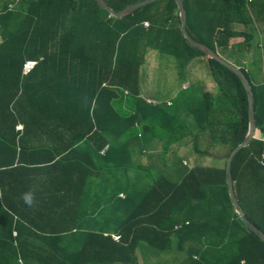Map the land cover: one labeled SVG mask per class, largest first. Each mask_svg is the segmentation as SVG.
Masks as SVG:
<instances>
[{"label": "trees", "instance_id": "obj_1", "mask_svg": "<svg viewBox=\"0 0 264 264\" xmlns=\"http://www.w3.org/2000/svg\"><path fill=\"white\" fill-rule=\"evenodd\" d=\"M137 1L106 0L115 10ZM184 2L188 30L198 41L222 53L231 46L244 55L256 56L263 50L259 31L264 30V0ZM171 25L175 36L168 33L165 41L163 33ZM0 37L1 264H14L17 253L26 255L28 264H43L47 256L60 264H78L79 257L87 255L86 264H148L156 249L162 264V252L188 264H241L243 260L264 264V242L236 212L225 170L230 152L249 127L247 91L234 71L186 39L176 0H156L122 17L110 15L96 0H0ZM78 38L90 41L96 51L91 47L89 52L85 42L75 48ZM135 39L140 42L134 43ZM144 39L151 45L143 47L148 44H142ZM52 40H59L57 56L45 53ZM64 50L67 55L62 59L87 69L91 56L98 69V75L93 72L87 77V70L79 75L72 102V106L88 102L89 108L93 97L82 102L80 92L85 94L89 86L97 93L92 113L83 112L92 123L85 127L92 134L84 140L92 150L80 152L75 144L39 145L32 137L38 134L39 140L49 127L33 125L32 131L27 125L26 114L31 111L24 108L44 107L41 112H50L45 106L50 101L58 106L59 97L58 92L45 91L48 81L42 77L25 85L21 65L42 54L44 59H59ZM149 52L151 58L174 54L178 62L170 71H175L173 77L162 83L169 86L168 94L160 88L157 94H141L146 88L140 83L141 62ZM196 58L202 64L191 63L188 69ZM206 66L215 84L212 91H205L199 79ZM9 73L12 80L8 81ZM106 79L107 85H102ZM187 80L190 85L184 87ZM250 82L257 137L235 156L232 175L236 179L244 165L262 177L253 175L244 188L253 193L240 190L238 198L248 219L264 232V165L260 163L264 109L259 93L264 84L258 89ZM148 97L157 102H149ZM17 116L26 122L21 132L15 130ZM143 153L148 158L140 157ZM207 159L211 164H206ZM100 188L111 190L109 200ZM64 192L78 200L60 199ZM29 193L31 206L24 199ZM95 197L108 210L112 223L108 231L120 234L119 243L104 237V231L82 226L81 222L88 227L95 224L94 228L108 223L105 210L90 209ZM76 204L90 210L76 213ZM21 211L28 216L22 227V219L15 220ZM140 250L144 258L138 256Z\"/></svg>", "mask_w": 264, "mask_h": 264}, {"label": "crops", "instance_id": "obj_2", "mask_svg": "<svg viewBox=\"0 0 264 264\" xmlns=\"http://www.w3.org/2000/svg\"><path fill=\"white\" fill-rule=\"evenodd\" d=\"M213 5H209V7L211 8ZM254 5H256V7H258V2H255ZM162 12L164 13V10L160 9V13H162ZM219 12H220V10H219ZM161 19L162 20L164 19L163 15L161 16ZM224 20L225 19L223 18V19L218 20V22L220 23V22H223ZM172 31H173V25L169 26V29H166L164 31L163 37H164L165 41L167 39L168 33H171V37L175 36L172 34ZM262 35L264 36V33H262ZM138 39H140V38H138ZM138 39H135L134 43L140 42ZM88 45L91 46L90 41H88ZM225 52H228V53H222V52L221 53L226 58L228 56L231 59V61H233V63H235L236 65H239V66L245 68V70L247 71L248 76H249L250 80L252 81V83L254 85H256L258 87V89H260L261 88L260 86L264 84V47H263V50L261 52H259L256 56H254V53H249L248 55L241 54V52H239V50H237L233 46H231V48L227 47L225 49ZM151 54L152 53L149 52L147 54L145 60L142 59L143 60L141 62L142 68L144 66H149L148 65L149 60H147V57H151L152 56ZM172 56H174V54H172ZM151 59L153 61L152 65H154L156 60L153 57ZM147 61H148V63H147ZM191 63H193V64L197 63L199 66L202 64V60L200 58H196L194 60H191L188 64V69L190 68ZM70 64H71V62L68 59H57V60L48 59V61L46 63L38 64L37 67L34 69V71L31 74L27 75L26 77L31 76V75L32 76L35 75V76L44 78V75L46 73L52 72L53 74H59L61 69L63 70V73L66 74L67 66ZM73 64H74V66H77V68L76 69L74 68V70L77 72L78 75H80L85 70L88 71L87 77L91 76L93 74V72L98 75V69H95L92 66H90V67H88V69H86V68H82L78 64H75V63H73ZM106 64H107V62L103 61V65H106ZM174 64H176V63H174ZM142 68L140 69V71L142 70ZM10 74L11 73H9V75L7 74L8 81L12 78V77H10L11 76ZM209 75H210V70L206 66L205 70L200 72L199 79L203 83V81L205 79H208ZM140 77H141V74H140ZM143 80L144 79L142 78V81ZM210 80L212 81V79H210ZM24 82H25V85H27V83H30V82L33 83L34 80L30 81V79L26 78L24 80ZM187 83H188V80L185 82V84H187ZM185 84H184V87H185ZM203 84L205 86V91L207 90L208 85H209V87L212 85V83H210V82H208L207 84L206 83H203ZM44 87L50 88L51 84H48L47 86H44ZM77 87L79 89L78 85H77ZM87 89L88 90L85 94H84V92L79 91L80 92L79 96H80L82 102H83L84 98L87 99L88 97H92V95L94 93L92 88H90L89 86ZM144 90H145V92L143 90H141L142 91L141 93L146 94V92H147V94H148L147 88H144ZM259 93H260V106L264 109V99H263L264 91L259 92ZM87 104H88V102H86V105L82 104V105H73V106H61V107H59V109H53L52 107L45 106V110L46 111L49 110L50 112H44V113L41 112L42 110H44V107L41 110L39 108H34V107L33 108H24L25 111L26 110L31 111L30 112L31 114L26 111L27 112L26 117H27L28 122H29V124H27V125L30 127L31 130H33L32 129L33 125H35L38 128L39 127H48V125H49V128H52V129L50 130L49 134H46V140L48 143H52V144H54L56 146H60V147L75 144L74 139L80 133H86L85 127H87L88 123L90 122L88 120V118L83 115L84 108H85V111L88 110ZM74 109H75L76 114L72 118H68L67 115L71 111H73ZM19 115H21V113H19ZM186 115H188V114H186ZM13 118L16 119V114L14 115ZM17 121H18L17 123H23V122H25V119L23 117L20 118L19 116H17ZM90 124H92V123L90 122ZM93 126H94V124H93ZM52 130H53V132H52ZM62 130H63V132H62ZM57 133L59 134V136L56 137ZM55 137H56V139H55ZM85 138H83V139H85ZM60 141H61V143H59ZM76 147H78V150L80 152H83V150H88V149L92 150L93 149L91 144H88L84 141L77 142ZM79 176H80V174H79ZM10 178L13 179V177H10ZM101 190L107 194L105 196V198L108 199L110 197L109 195L111 193V190H108V189H106V190L101 189ZM247 193L251 194L253 192H247ZM17 194L19 195V192H17ZM261 196H262V199H264V192L263 193L261 192ZM101 198H103V197H101ZM98 200L99 199L96 198L93 202H91L92 206H93L92 208L95 207L96 202H98ZM107 206H109V205H107ZM97 209H98V212H103L105 210L106 220H108V223L111 222V216H110V214H109V212L105 206L100 205V207H98ZM122 212H124V210H122ZM125 212H127V210ZM108 223H107V225H103V226L97 225L96 226L97 228H94L93 226L95 224H93V225L90 224L92 227H88V226H85L83 224V222H81L82 226H84L87 229L90 228V229H93L95 231L99 230V231H104V232H105V230L103 228H108ZM138 256H140L141 258H144V253L140 250V251H138ZM159 258H160V256H159ZM177 260H178V264H188L185 262L186 260H182V259H177ZM161 264H162V262H161Z\"/></svg>", "mask_w": 264, "mask_h": 264}, {"label": "clouds", "instance_id": "obj_3", "mask_svg": "<svg viewBox=\"0 0 264 264\" xmlns=\"http://www.w3.org/2000/svg\"><path fill=\"white\" fill-rule=\"evenodd\" d=\"M140 1V0H139ZM176 2H177V0H176ZM135 3V2H134ZM185 3V2H184ZM130 5V4H129ZM145 5H147V4H145ZM178 5V4H177ZM128 6V5H127ZM143 6V5H142ZM141 7V6H140ZM139 8V7H138ZM187 13V12H186ZM178 15H179V9H178ZM179 19H180V17H179ZM187 22H188V20H187ZM188 28V27H187ZM180 29H181V20H180ZM189 31V30H188ZM182 32V31H181ZM190 33V32H189ZM107 35V33H105L104 34V36H106ZM58 41L59 40H52V41H49L48 42V45H47V48H46V54L48 55V56H57V46H58ZM82 42H85V47L86 48H88V50H89V52H91V47L92 48H94V50H93V52H95L96 51V46L94 47V46H89L88 45V42L87 41H85V40H82V39H80V38H78V39H76V43H75V48L76 47H79L80 46V44L82 43ZM215 50V49H214ZM219 52V51H218ZM221 55H223L221 52H219ZM65 55H67L66 54V51L64 50L63 51V54H62V56H60L59 57V59H62ZM168 55H172V54H168ZM224 56V55H223ZM225 57V56H224ZM226 58V57H225ZM48 59H55V57H52V58H45L44 59V56H43V54L41 55V56H39L37 59H33V58H28V59H25L24 60V62L22 63V65H21V70H20V75H21V78L23 79L24 78V80H25V77L27 76V75H29V74H31L33 71H34V69L37 67V65H38V62L40 61V62H42L43 60L45 61V62H47L48 61ZM227 59V58H226ZM55 60H57V59H55ZM68 60H71V59H68ZM228 60V59H227ZM27 61H35V64L34 65H32V67H30L28 70H26L25 69V63L27 62ZM228 61H230V60H228ZM231 63H233L232 61H230ZM72 67H71V70H70V72H69V79H68V81L66 82V83H64V84H62V85H59V87H57V86H52V87H50V88H44L45 89V91H47L50 95H54V93L55 92H58V97H59V105L58 106H55V105H53V103L50 101V106L49 107H52L53 109H59V107H61V106H72V102H73V98H74V94H75V91H76V87H77V83H79V75L77 74V72L74 70V68L76 69L77 68V66H74V64L73 63H75L76 64V61H74V60H72ZM233 64H235V63H233ZM236 65V64H235ZM90 66H92V67H94V65H93V60H92V57L90 56L89 57V60H88V62H87V69H88V67H90ZM236 66H238V67H240L241 69H242V71H243V67H241V66H239V65H236ZM82 67V66H81ZM82 68H84V67H82ZM95 68V67H94ZM141 68H142V66H141ZM140 68V69H141ZM244 72V71H243ZM212 72L210 71V74H211ZM245 73V72H244ZM14 74V73H13ZM112 74V73H111ZM140 74H141V71H140ZM247 76V75H246ZM142 78L144 79V76H141L140 77V82H142ZM247 78H248V76H247ZM211 78H208V79H205L204 81H203V83H208V82H210V83H212V85L210 86V87H208L207 86V90L208 91H212V89H213V87H214V82L213 81H211L210 80ZM107 80L108 79H106V81H103V83H102V85H107ZM248 80H249V78H248ZM146 81V80H145ZM249 82H250V80H249ZM243 83V82H242ZM251 83V82H250ZM48 85V84H47ZM46 85V86H47ZM190 85V82H188L187 84H185V87H188ZM244 85V84H243ZM252 85V84H251ZM253 88V87H252ZM254 91V90H253ZM96 92H94L93 93V95H92V97H93V99H92V102H91V106L88 108V110L87 111H85V108H84V110H83V112H89L90 114L92 113V109H91V107H92V105H93V103H94V99H95V96H96ZM142 94V93H141ZM142 96L144 97V95L142 94ZM147 100L149 101V102H151V103H153V104H155L156 102H157V100L155 99V98H153V97H148L147 98ZM169 104H171V102L169 101ZM248 111H249V109H248ZM76 114V112H75V109L73 110V111H71L68 115H67V117L68 118H72L74 115ZM48 127H49V125H48ZM22 129H23V123H16V127H15V130L16 131H19V132H21L22 131ZM52 128H47V130H46V133H42V135H41V137H40V139L38 140L37 139V137H38V134H37V136L36 135H34L32 138H34V139H36V143L37 144H39V145H51V147H55L56 145H54V144H52V143H48L47 142V140H46V134H49V132H50V130H51ZM248 129H249V127H248ZM33 131V130H32ZM52 132H53V130H52ZM62 132H63V130H62ZM247 132H248V130H247ZM256 132H257V128L255 129V133H254V135H253V138L256 136ZM90 134H92V131H87L86 133H80L77 137H81L82 139L83 138H85V139H83V140H81L80 142H82V141H84V140H87V136L88 135H90ZM246 135H247V133H246ZM57 136H59V134L57 133V135H56V137ZM139 136H141V134L139 133ZM56 137H55V139H56ZM246 137V136H245ZM257 137V136H256ZM252 138V139H253ZM54 139V140H55ZM245 139V138H244ZM243 139V140H244ZM252 139H251V141H252ZM53 140V141H54ZM242 140V141H243ZM242 141L240 142V143H242ZM251 141L249 142V144L251 143ZM59 143H61V141L59 142ZM239 143V144H240ZM238 144V145H239ZM248 144V145H249ZM72 145H74V144H72ZM237 145V146H238ZM247 145V146H248ZM75 146H76V143H75ZM236 146V147H237ZM247 146H245V147H247ZM109 148V144H107L105 147H104V149H102V155L103 154H105V152H106V150ZM242 148H244V147H242ZM241 148V149H242ZM235 149V148H234ZM233 149V150H234ZM240 149V150H241ZM183 150L184 151H186V149L185 148H183ZM232 150V151H233ZM239 150V151H240ZM232 151L230 152V154H229V156H228V158H227V162H226V166H225V170H226V167H227V163H228V159H229V157H230V155H231V153H232ZM238 151V152H239ZM237 152V153H238ZM237 153H236V155H237ZM138 154H140V153H138ZM235 155V156H236ZM143 156H145V157H147L148 158V156H147V154L146 153H143V154H141V156L140 157H143ZM139 157V158H140ZM138 158V159H139ZM235 158V157H234ZM137 159V160H138ZM233 161H234V159H233ZM233 161H232V164H233ZM246 162H247V160H245ZM184 163H187V160L186 159H184ZM248 163V162H247ZM260 163H261V165H264V151H263V153L261 154V156H260ZM249 165V164H248ZM231 172H232V165H231ZM31 176H32V174H30ZM253 175H255V176H257L258 178H262L258 173L257 174H254L253 172H252V170L249 168V169H247L244 165H242V167H241V169H240V171H239V173H238V176L236 177V179H234L233 178V175H232V178H233V185H234V190H235V193H236V196H237V198H238V196H239V193H240V190H241V193H243V194H246L247 192H249V191H247L246 189H244L247 185V183H248V180L253 176ZM33 177V176H32ZM227 178V177H226ZM256 183H258V182H255L254 184H256ZM228 184V183H227ZM256 187H258V185H256V186H254V189H256ZM228 190H229V187H228ZM229 194H230V192H229ZM121 195H122V197L124 198L125 197V194L124 193H121ZM59 198L60 199H64V200H66L68 203H74V201L75 200H78L77 199V196L76 195H74V194H72V193H70V195H69V193H66V192H64L63 194H59ZM97 197H95L93 200H92V202L96 199ZM230 198H231V196H230ZM24 199H25V202L27 203V204H29V206H31L32 204H33V197H32V195L29 193V194H26L25 195V197H24ZM232 200V199H231ZM238 200H239V198H238ZM61 201H63V200H61ZM233 202V201H232ZM239 202H240V200H239ZM241 203V202H240ZM234 204V203H233ZM100 205H103L99 200H98V202H96V205H95V207L94 208H98V207H100ZM242 205V204H241ZM104 206V205H103ZM235 206V205H234ZM243 207V206H242ZM92 208V203H91V207H90V209ZM244 208V207H243ZM74 209H75V212L76 213H78L79 211H85L86 212V210H88V209H86V207H84V204H76L75 205V207H74ZM89 209V210H90ZM70 210H72L71 208H69V211ZM88 210V211H89ZM236 210V209H235ZM245 210V209H244ZM69 211H67L66 213H68ZM87 211V212H88ZM246 212V211H245ZM247 216V215H246ZM15 220H17L18 221V219L17 218H15ZM16 221V222H17ZM257 227V226H256ZM258 228V227H257ZM109 230V229H108ZM256 234V233H255ZM13 235L14 236H16V233L14 232L13 233ZM104 237H106V238H112L113 239V241H115V242H117V243H119L120 242V240H121V236H120V234H117V233H110L109 231H105L104 232ZM100 244H104L102 241L100 242ZM41 256V255H40ZM44 258V257H43ZM88 259H89V257H88V255L86 256V258L85 259H82V258H80L79 257V259H78V261H80L78 264H86V261H88ZM33 260V259H32ZM18 261V260H17ZM242 262H244V264H246V262L243 260ZM242 262H241V264H242ZM52 263H57V264H60L59 263V261L58 260H56L54 257H52V256H50V258H48V264H52ZM31 264V263H30Z\"/></svg>", "mask_w": 264, "mask_h": 264}, {"label": "water", "instance_id": "obj_4", "mask_svg": "<svg viewBox=\"0 0 264 264\" xmlns=\"http://www.w3.org/2000/svg\"><path fill=\"white\" fill-rule=\"evenodd\" d=\"M96 1H97L98 5L100 7H102L103 9H105L110 15H112L114 17H122L124 15L131 13L132 11L137 9L138 7L145 5V4H149V3L156 1V0H140V1H137L135 3H132V4L124 7L121 10L113 9L106 2V0H96ZM177 4H178V9H179V17L181 20V31H182L183 35L186 37V39L192 45H194L195 47H197L198 49H200L201 51H203L207 55L213 57L214 59L218 60L219 62H221L222 64L227 66L229 69L234 71L240 77L241 81L243 82V84L246 88L247 95H248V103H249V129H248V132H247L245 139L242 141V143H240L237 147H235V149L232 151V153L228 159V163H227V167H226V177H227V183H228V187H229L230 196H231V199L235 205L236 212L241 217L244 224L251 231L256 233L264 242V232L261 231L259 228H257L248 219V217L246 216V212H245L244 208L242 207L241 203L239 202V200L236 196V193L234 190V185H233L232 172H231L232 161H233L236 153L242 147H245L249 144V142L253 138V135H254L255 129H256L255 96H254V91H253L252 85L249 82L246 74L242 71V69L240 67L231 63L223 55H221L218 51H216L213 48H211L210 46L198 41L189 33L188 28H187V13H186L184 0H177Z\"/></svg>", "mask_w": 264, "mask_h": 264}, {"label": "rangeland", "instance_id": "obj_5", "mask_svg": "<svg viewBox=\"0 0 264 264\" xmlns=\"http://www.w3.org/2000/svg\"><path fill=\"white\" fill-rule=\"evenodd\" d=\"M261 30H262V33H264L263 28H261ZM259 34L261 35L262 42H263L264 36L261 34V31H259ZM144 42H148V44L143 45V47H145V46L148 47V45H151L149 40L144 39L142 41V44ZM153 58L156 59L155 64L152 65L153 61H152L151 57H147V60H149V64H148L149 66H145V68L143 67L141 70V76H144V80L141 82V85L146 86V88L148 90V94H157L160 91L159 88L162 89V91L167 89L164 93L168 94V92H169L168 87L169 86H166V84H165V86L162 87V83L163 84L167 83V81H169L173 77V75L175 74V71H173V72H170V71H172L174 69V66H173L174 63L178 64V62H177L176 58L172 55H169V56H166L163 58H159V57H153ZM227 59L231 61V59L228 56H227ZM69 61L72 62V60H69ZM147 63H148V61H147ZM71 67H72V63L67 66L66 74L63 73L62 69L60 70L59 74H53L52 72L46 73L44 75L43 81L47 80L48 84H51V87L52 86L59 87V85H62L68 81L69 72L71 70ZM26 78L30 79V81L39 79V77L35 76V75L25 77V79ZM208 87H209V85H208ZM210 149L213 150V148H210ZM223 152H224V150L222 151V153ZM205 162H206V164H211V161L208 159ZM24 212H27V211H21L19 214L20 218L18 220L21 221V219H22L21 227L25 225V220H28V216ZM111 224L112 223H110V224L108 223V228H103V229L105 231H108V229H111L110 228ZM144 243L147 244L146 242H144ZM145 244H143L144 247H145ZM155 251H156V256H151L150 260L147 262L148 264H161V261L159 258L160 253L158 252L157 249ZM44 254H45V252H41V255H44ZM162 254H163V264H178V260L174 259V257L171 256V254H169L167 252H164V253L162 252ZM16 257H17L18 261L14 260V264H28V262H29L26 255L24 257V256H21L19 253H17ZM44 258H45V262L43 264H46V263L48 264V258H50V256H47ZM30 261L33 262V260L31 258H30Z\"/></svg>", "mask_w": 264, "mask_h": 264}, {"label": "built area", "instance_id": "obj_6", "mask_svg": "<svg viewBox=\"0 0 264 264\" xmlns=\"http://www.w3.org/2000/svg\"><path fill=\"white\" fill-rule=\"evenodd\" d=\"M146 25L148 26L149 23L146 22ZM34 64H35V61H27V62L25 63V69L28 70V69H29L30 67H32V65H34ZM242 264H244V262H242Z\"/></svg>", "mask_w": 264, "mask_h": 264}]
</instances>
